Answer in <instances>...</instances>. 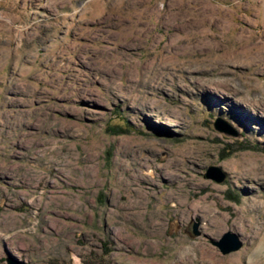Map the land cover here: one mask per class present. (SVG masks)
Instances as JSON below:
<instances>
[{"label":"rangeland","instance_id":"1","mask_svg":"<svg viewBox=\"0 0 264 264\" xmlns=\"http://www.w3.org/2000/svg\"><path fill=\"white\" fill-rule=\"evenodd\" d=\"M199 69L263 110L264 0H0V264H264V131Z\"/></svg>","mask_w":264,"mask_h":264},{"label":"bare ground","instance_id":"2","mask_svg":"<svg viewBox=\"0 0 264 264\" xmlns=\"http://www.w3.org/2000/svg\"><path fill=\"white\" fill-rule=\"evenodd\" d=\"M189 38H190V36H189ZM164 72L165 71H162L161 74H163ZM189 73H190V75L194 76V77L191 76L190 79H189V83L190 84L187 85V86H191L189 90L184 88L185 85H181L180 82H177V84L175 86L176 87V91L179 93L178 95L180 97H181V95H185L187 93L189 95V93L192 92V93H194L193 97H195V98L197 96L201 95L203 97V99H205V100H210V101L215 100L217 102L224 103V104L228 105L230 108H232L233 110L236 109V114L238 115L240 120H242V122L246 123L247 119H252L255 122H257L258 129L261 132L264 131V108H263V110H257L259 106L256 103L253 104L251 102H246L243 105V104H241V100H235L233 97H231L228 94H227L228 96L225 95L226 92L223 90L224 89V82L223 83L217 82V81H208V82H206V79H203L201 77V74L204 73V72L201 71L200 69L198 70V72L196 74L197 76L194 75L195 73L190 71V70H189ZM164 74L165 75H169V73H164ZM185 77L187 78V76H185ZM164 86H166V84H164ZM187 86H185V87H187ZM225 87H227V86H225ZM174 95H176V92L174 93ZM227 97H229V98H227ZM131 99H132V97H131ZM136 100L137 101L142 100L145 104L147 103L146 98L143 97V96L139 97ZM183 100L186 101L187 99L184 98ZM190 103L196 105L195 102L192 101V100H190Z\"/></svg>","mask_w":264,"mask_h":264},{"label":"water","instance_id":"3","mask_svg":"<svg viewBox=\"0 0 264 264\" xmlns=\"http://www.w3.org/2000/svg\"><path fill=\"white\" fill-rule=\"evenodd\" d=\"M223 122L222 120H217L215 122V129H217L220 132H223L227 135H233L235 136V132L224 128L220 125V123ZM218 173H216V172ZM207 177L212 178L216 180L217 182H222L225 178V173L219 174V168L212 167L210 168V171L207 173ZM216 245L220 248L223 254H228L232 251L239 250L243 246V242L239 240L238 236L228 232L224 235L222 238V241L217 242Z\"/></svg>","mask_w":264,"mask_h":264}]
</instances>
